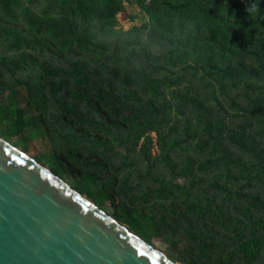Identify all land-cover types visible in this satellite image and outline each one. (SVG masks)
I'll return each instance as SVG.
<instances>
[{
	"label": "trees",
	"instance_id": "obj_1",
	"mask_svg": "<svg viewBox=\"0 0 264 264\" xmlns=\"http://www.w3.org/2000/svg\"><path fill=\"white\" fill-rule=\"evenodd\" d=\"M36 131L174 261L264 264V0H0V136Z\"/></svg>",
	"mask_w": 264,
	"mask_h": 264
},
{
	"label": "water",
	"instance_id": "obj_2",
	"mask_svg": "<svg viewBox=\"0 0 264 264\" xmlns=\"http://www.w3.org/2000/svg\"><path fill=\"white\" fill-rule=\"evenodd\" d=\"M0 264H181L0 136Z\"/></svg>",
	"mask_w": 264,
	"mask_h": 264
},
{
	"label": "rangeland",
	"instance_id": "obj_3",
	"mask_svg": "<svg viewBox=\"0 0 264 264\" xmlns=\"http://www.w3.org/2000/svg\"><path fill=\"white\" fill-rule=\"evenodd\" d=\"M127 10L128 13H137L139 12L140 9L137 4L131 3L127 5ZM118 21H119V27L122 26L124 27L125 30H127L132 25L126 22L124 17L120 18ZM19 139L20 138H14V142H16ZM25 141H23L22 144L27 146L26 153L33 158H35L40 154H47L50 152L48 138L42 132H38V131L34 132L31 136L27 137ZM18 148L22 150V146H19ZM155 150L157 151V148ZM122 223L128 226L133 232L138 234L148 243L152 244L156 249L167 254V248L169 246L167 241H165V239L161 237H157V236L151 237L146 235L138 225L135 212H130L125 216H123Z\"/></svg>",
	"mask_w": 264,
	"mask_h": 264
},
{
	"label": "clouds",
	"instance_id": "obj_4",
	"mask_svg": "<svg viewBox=\"0 0 264 264\" xmlns=\"http://www.w3.org/2000/svg\"><path fill=\"white\" fill-rule=\"evenodd\" d=\"M256 7H255V5H253L250 9H248V11L250 12V13H252V14H255V12H256Z\"/></svg>",
	"mask_w": 264,
	"mask_h": 264
}]
</instances>
